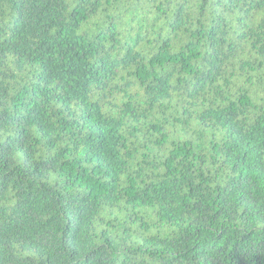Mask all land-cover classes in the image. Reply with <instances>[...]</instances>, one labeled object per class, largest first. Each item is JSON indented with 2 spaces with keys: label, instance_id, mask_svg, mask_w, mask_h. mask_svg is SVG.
Here are the masks:
<instances>
[{
  "label": "trees",
  "instance_id": "obj_1",
  "mask_svg": "<svg viewBox=\"0 0 264 264\" xmlns=\"http://www.w3.org/2000/svg\"><path fill=\"white\" fill-rule=\"evenodd\" d=\"M0 264H264V0H0Z\"/></svg>",
  "mask_w": 264,
  "mask_h": 264
}]
</instances>
